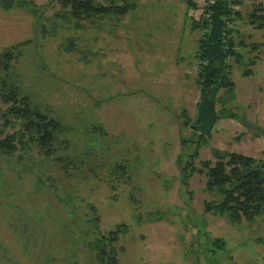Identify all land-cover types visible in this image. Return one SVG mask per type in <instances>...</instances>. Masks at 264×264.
I'll list each match as a JSON object with an SVG mask.
<instances>
[{
	"label": "rangeland",
	"instance_id": "obj_1",
	"mask_svg": "<svg viewBox=\"0 0 264 264\" xmlns=\"http://www.w3.org/2000/svg\"><path fill=\"white\" fill-rule=\"evenodd\" d=\"M10 1L0 0V139L14 136L17 150L0 152V264H105L92 248L104 237L121 264H264V212L239 222L213 215L207 204L220 197L200 172L217 161L214 149L264 162V54L248 66L258 55L248 48L245 66L228 63L234 89L216 104L226 116L201 139L186 121L202 103L191 18L206 0L196 11L189 0H128L124 16L81 29L66 19L47 34L29 7L48 24L59 3ZM257 4L241 7L247 43H264V30L247 22ZM30 40L7 69L6 53ZM4 83L70 128L53 156L11 115Z\"/></svg>",
	"mask_w": 264,
	"mask_h": 264
},
{
	"label": "trees",
	"instance_id": "obj_2",
	"mask_svg": "<svg viewBox=\"0 0 264 264\" xmlns=\"http://www.w3.org/2000/svg\"><path fill=\"white\" fill-rule=\"evenodd\" d=\"M53 1L61 5V10L54 12L52 18H46L49 22L48 24L41 17L42 11H40V8L29 7V11L33 12L32 14H39V19L35 21V24L40 34H47L50 27L56 30V26L65 23L66 19L69 24H74V27L81 29L84 27L83 23L85 21L90 20L93 23L94 19L99 17L124 16L133 7L128 0H124L123 6L118 4V0L107 1L108 5H103L98 0ZM245 1L215 0L213 4L207 3L203 7L202 14L198 20L191 18V29L199 31L201 34L198 42L197 57L200 61L198 84L202 93V101L205 97L215 94L217 104L219 100L218 94L221 90L226 89L228 94L232 92L234 83L229 78L228 63L234 60L241 67L245 66L243 50L249 48L250 50L247 53H258L257 56H253L254 58L249 60L248 66L254 65L256 61H259V53L260 55L264 54V51H262L264 43H247L246 39L251 36L245 38V35L239 29L238 23L243 19L241 7L245 4ZM10 3H15V1L11 0ZM189 5L190 9L193 8L195 11L199 9L196 0H189ZM247 22L253 29L264 30V4H257L252 8L247 15ZM67 28H71V25L67 24ZM31 42L30 40L19 44L6 53L7 69L10 62L23 54L20 46L24 45L23 48L26 49V46ZM69 44L68 47H65L67 52L73 50L72 45L74 43L71 39ZM262 59L264 60V56ZM245 75H250L249 70L245 72ZM3 88L7 93L3 99L11 104L9 108L11 115L26 123L27 134L35 133L37 135L35 136L36 138L30 137V139L46 156H53L56 152L54 145L57 139L70 128L68 129L57 118L43 113L36 104L30 101L29 97H22L19 88L9 87L8 83H4ZM218 115V120L223 119L226 116V112H218ZM80 119L83 120V118ZM191 124L186 121V125L191 127ZM198 137L202 139L204 135L199 134ZM14 140V136L0 139V152L6 155L14 153L17 150ZM199 147L197 146V150ZM67 150L69 151V148ZM213 152L217 161L214 164L211 161L203 162L200 172H205L208 178V191L217 194L220 198L207 204V210L215 216L228 217L232 222L242 221L243 218L253 220V218L261 215L264 212V162L239 153H223L217 149H214ZM196 153L192 155L193 158L190 165H194L197 158L195 156ZM72 162L74 160L69 159L67 161V163L71 164ZM186 184L184 183L185 186ZM117 233L116 231L109 234V236H112V240H116ZM96 243H94L95 246H92V248L97 249L101 262L103 261L105 264H121L117 257V250L111 247V251H108L105 237L100 238Z\"/></svg>",
	"mask_w": 264,
	"mask_h": 264
},
{
	"label": "water",
	"instance_id": "obj_3",
	"mask_svg": "<svg viewBox=\"0 0 264 264\" xmlns=\"http://www.w3.org/2000/svg\"><path fill=\"white\" fill-rule=\"evenodd\" d=\"M218 117L216 95L212 94L205 97L199 105L197 121L191 125V128L200 135H210L218 121Z\"/></svg>",
	"mask_w": 264,
	"mask_h": 264
},
{
	"label": "built area",
	"instance_id": "obj_4",
	"mask_svg": "<svg viewBox=\"0 0 264 264\" xmlns=\"http://www.w3.org/2000/svg\"><path fill=\"white\" fill-rule=\"evenodd\" d=\"M206 2L209 3V4H213L215 2V0H206Z\"/></svg>",
	"mask_w": 264,
	"mask_h": 264
}]
</instances>
